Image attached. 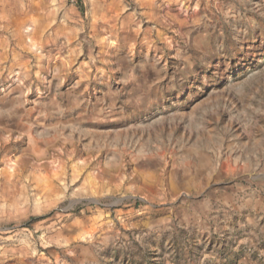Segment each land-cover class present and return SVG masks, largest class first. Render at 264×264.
Here are the masks:
<instances>
[{"label":"rangeland","instance_id":"obj_1","mask_svg":"<svg viewBox=\"0 0 264 264\" xmlns=\"http://www.w3.org/2000/svg\"><path fill=\"white\" fill-rule=\"evenodd\" d=\"M239 240L264 249V0H0V264Z\"/></svg>","mask_w":264,"mask_h":264},{"label":"crops","instance_id":"obj_2","mask_svg":"<svg viewBox=\"0 0 264 264\" xmlns=\"http://www.w3.org/2000/svg\"><path fill=\"white\" fill-rule=\"evenodd\" d=\"M232 264H264V249L251 243L247 245V240L235 242Z\"/></svg>","mask_w":264,"mask_h":264},{"label":"water","instance_id":"obj_3","mask_svg":"<svg viewBox=\"0 0 264 264\" xmlns=\"http://www.w3.org/2000/svg\"><path fill=\"white\" fill-rule=\"evenodd\" d=\"M122 200H123V198L119 199L118 201H122Z\"/></svg>","mask_w":264,"mask_h":264}]
</instances>
